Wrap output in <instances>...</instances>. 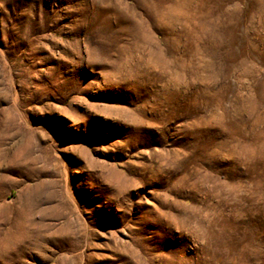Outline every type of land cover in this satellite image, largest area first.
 <instances>
[{
    "label": "rangeland",
    "instance_id": "rangeland-1",
    "mask_svg": "<svg viewBox=\"0 0 264 264\" xmlns=\"http://www.w3.org/2000/svg\"><path fill=\"white\" fill-rule=\"evenodd\" d=\"M0 264H264V0H0Z\"/></svg>",
    "mask_w": 264,
    "mask_h": 264
}]
</instances>
